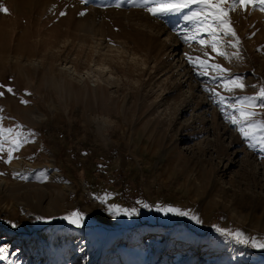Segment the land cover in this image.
I'll use <instances>...</instances> for the list:
<instances>
[{"label": "rangeland", "instance_id": "1", "mask_svg": "<svg viewBox=\"0 0 264 264\" xmlns=\"http://www.w3.org/2000/svg\"><path fill=\"white\" fill-rule=\"evenodd\" d=\"M149 7L0 0V124L26 138L8 162L5 132L0 152V264H264V248L217 230L264 239V149L229 122L241 107L264 119V5L236 4L239 44L217 46L227 57L183 19L202 4L163 17ZM106 33L110 46L99 43ZM189 57L228 72L199 75ZM237 76L246 87L229 91ZM168 205L189 214L157 210ZM72 212L83 214L79 224L65 219Z\"/></svg>", "mask_w": 264, "mask_h": 264}, {"label": "snow or ice", "instance_id": "2", "mask_svg": "<svg viewBox=\"0 0 264 264\" xmlns=\"http://www.w3.org/2000/svg\"><path fill=\"white\" fill-rule=\"evenodd\" d=\"M87 3V0H84ZM143 4L146 5H154V7H149L148 11L151 12L153 16H168L170 14H178L182 13L186 8L191 7L193 4H202L204 7L195 12H190L189 14L183 16V19L189 21L201 28L203 31L208 32L212 36L211 47L213 51L218 52L221 56H228V53L225 51H221L217 46L221 43L232 44L231 40L224 41L223 37H235L236 45L239 44V37L236 35L235 29L231 24L230 13L235 11L236 4L248 5L255 4L256 0H231V5L229 7H225L228 3V0H142ZM261 5H264V0H259ZM119 6V5H117ZM3 11H7V9H0ZM261 10H264L262 8ZM83 15V13H81ZM217 29L220 31L218 32ZM186 40L189 37H184ZM191 39H196L195 34L190 37ZM199 43L205 44L206 41L204 39H200ZM233 45V46H236ZM232 55L239 58V53H233ZM189 61L194 63V66L203 68L205 70L199 71V75H208L207 69H216L220 73L228 72V69L223 68L221 65H213L209 64L208 61L201 59L200 57H189ZM198 62V63H197ZM217 77H213L216 79ZM225 87L231 91L233 88H244L246 85L242 82V78L239 76L234 79H230L225 83ZM9 92L12 91L11 88L8 89ZM213 95L218 96V103H223L226 99L223 96H220L219 93L214 92L213 89H208ZM0 95H3L0 92ZM259 98L264 99V88H261L258 93ZM244 100L248 102L249 108L255 107V99L251 97H245ZM27 103V101H24ZM231 106V105H230ZM264 107V105H261ZM239 112L240 118H236L235 116L229 117V122L237 125L240 134L244 137L246 141H249L250 147H256L259 145L262 149H264V119H255L257 113L252 110H245L244 107L237 109ZM227 115V113H226ZM4 118L0 116V121ZM23 127V126H18ZM5 132H7L11 137V139H7V143L10 145L7 149L8 152V162H11L13 159L12 153L17 151L22 144L25 142L26 138L23 137L21 132H15L14 129L8 128L4 129L3 125L0 124V152L5 151ZM148 205H145L147 207ZM113 210L119 211V205H112ZM158 211L167 213H176L178 215L187 216L189 213L186 210H181L179 208L172 207L168 205L166 207H157ZM125 214H138L137 209L133 208L130 210H124ZM82 213L72 212L65 219H69L70 223L79 224L80 219L82 218ZM200 223L201 221L194 215L192 217ZM219 232L224 235H227L229 238L234 239L237 243L249 245L251 247H260L264 248V239H257L256 237H251L246 235L241 230H229L225 228H217Z\"/></svg>", "mask_w": 264, "mask_h": 264}, {"label": "bare ground", "instance_id": "3", "mask_svg": "<svg viewBox=\"0 0 264 264\" xmlns=\"http://www.w3.org/2000/svg\"><path fill=\"white\" fill-rule=\"evenodd\" d=\"M74 1V0H73ZM77 10H79V9H77ZM90 13V12H89ZM95 14H97V15H94L93 17L96 19V16H99V12H97V11H95L94 12ZM89 17H91L90 15H86V16H84L83 18V21H82V25H84L85 24V22H87V20L88 19H90ZM98 18V17H97ZM100 22H101V20H99ZM94 22V21H93ZM91 23V22H90ZM102 25V24H101ZM106 32V31H105ZM98 34V33H97ZM99 36V35H98ZM101 37V36H100ZM105 37L106 38H103L102 39V41H99V43L102 45L103 43L105 44L106 43V46H110L111 45V43H110V41H107V40H109V37H108V35H107V33H106V35H105ZM103 46V45H102ZM100 48V47H99ZM102 48V47H101ZM106 48V47H105ZM104 48V49H105ZM100 65V64H99ZM103 65V64H102ZM105 65V64H104ZM109 68H110V66H109ZM109 68H107V67H101V68H99V70H101L102 71V73H104L105 71V73H104V77L108 80V82H110V83H117V81H115V78H114V75L113 74H111V73H107V70L109 69ZM87 74H89V72H86ZM103 76V75H102ZM101 77V76H100ZM103 79V78H102ZM117 80V79H116ZM116 85V84H115ZM193 96V97H192ZM191 97H192V99H194V94L192 95ZM14 171L15 172H19V171H21L20 169H22V167H21V165L20 164H14ZM58 176V174H54L53 176ZM56 176V177H57ZM3 184H5V182L3 181V182H0V185H3ZM70 188V187H69ZM69 188L67 189V190H69ZM61 194V193H60ZM20 209H22L24 212H25V214H27V215H30V212L28 211V209H27V205L25 204V203H20ZM52 209H53V212H57L58 211V209L55 207V206H53L52 207ZM5 240H7V239H1L0 240V242H3V241H5Z\"/></svg>", "mask_w": 264, "mask_h": 264}, {"label": "trees", "instance_id": "4", "mask_svg": "<svg viewBox=\"0 0 264 264\" xmlns=\"http://www.w3.org/2000/svg\"><path fill=\"white\" fill-rule=\"evenodd\" d=\"M108 174L106 172H103L102 170L100 169H97L95 171V176L98 180H109L110 178L107 176ZM122 179H121V176L118 175L116 176L113 180H110V183L114 186H117L118 187H121L122 186Z\"/></svg>", "mask_w": 264, "mask_h": 264}]
</instances>
